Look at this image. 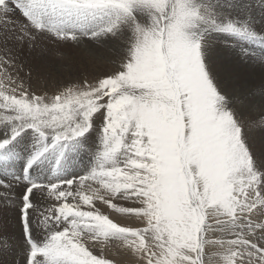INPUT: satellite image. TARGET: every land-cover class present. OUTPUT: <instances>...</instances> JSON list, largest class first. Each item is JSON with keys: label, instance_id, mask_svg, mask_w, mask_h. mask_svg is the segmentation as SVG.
<instances>
[{"label": "snow or ice", "instance_id": "obj_1", "mask_svg": "<svg viewBox=\"0 0 264 264\" xmlns=\"http://www.w3.org/2000/svg\"><path fill=\"white\" fill-rule=\"evenodd\" d=\"M101 51L116 67L32 90ZM220 59L264 73V0H0V251L264 264V79Z\"/></svg>", "mask_w": 264, "mask_h": 264}, {"label": "bare ground", "instance_id": "obj_2", "mask_svg": "<svg viewBox=\"0 0 264 264\" xmlns=\"http://www.w3.org/2000/svg\"><path fill=\"white\" fill-rule=\"evenodd\" d=\"M53 49V48H52ZM119 55L120 53L118 51H115V52H110V51H101V53L96 57V59L94 61L92 60H88L86 54L84 56V58L86 60L89 61V63H91V66H90V72H88L87 74L89 75H93L97 72H102V71H106V70H111L113 69L114 67H116V64L112 63V61H116L118 60L119 58ZM85 60V61H86ZM219 63L221 65V67H231L232 68V71L234 70H238L240 71L242 74H245V75H249L255 82L256 85H259L260 82H261V77H258V80H255L254 79V75L257 74L258 72L259 73H262L261 70L259 68H256V69H250V68H245L244 66L240 65V66H229V65H225L224 63V60L223 59H220L219 60ZM93 66V67H92ZM86 70V69H85ZM65 71V70H64ZM87 71V70H86ZM250 72V73H249ZM34 73V72H33ZM86 74V73H85ZM83 75V74H82ZM37 76V75H36ZM43 76V75H42ZM261 76V75H260ZM35 77V75H34ZM64 78V77H63ZM260 78V79H259ZM34 79V78H33ZM55 79V78H54ZM65 79V78H64ZM264 79V77H263ZM31 81V80H30ZM51 81V80H50ZM53 81V80H52ZM33 82V81H32ZM56 82V81H55ZM41 83V82H40ZM52 83V82H51ZM53 84V83H52ZM49 86V85H48ZM52 86V85H51ZM55 86V84H54ZM36 87V85H35ZM53 88V87H51ZM43 89V88H42ZM41 89V90H42ZM37 90V89H36ZM35 91V90H34ZM127 206V205H126ZM114 217L116 219H118L119 221L123 222V223H130V224H133L135 226V224H137V221L134 219V218H128V217H122V216H119L117 214H113ZM13 219L14 218H9L7 220V222L12 223L13 222ZM9 227V230L13 233V229L15 226H8ZM1 253V251H0ZM3 254V253H1ZM106 254L108 255L109 258H112L114 260H116L118 262V264H134L133 263V258H131L130 256H128L127 254L123 253L122 251H118L115 247V245H113L111 248L109 249H106Z\"/></svg>", "mask_w": 264, "mask_h": 264}, {"label": "rangeland", "instance_id": "obj_3", "mask_svg": "<svg viewBox=\"0 0 264 264\" xmlns=\"http://www.w3.org/2000/svg\"><path fill=\"white\" fill-rule=\"evenodd\" d=\"M48 47L50 48V49H52V51H53V55L55 54V49H56V45H52L50 42H48ZM65 48H67L68 46H64ZM86 59L84 58V59H74L73 61H72V64H73V67H72V70L69 72L67 69H62V71H63V75L61 76V75H59L58 73H57V71H56V67H57V65H56V62H55V60H53L52 61V69H51V74H52V78L50 79L46 74H41V75H37V73H33V75H32V79H31V81H29V83H30V86H31V88H32V90H35L36 92H37V94H40L42 91H48L49 93H51L53 90H54V84H56V82L55 81H57V80H63L64 78L66 79V78H69V77H71V76H79V75H84L85 73L87 74L88 72H90V71H88V70H90L91 68H90V66H91V63H89V59L88 60H86ZM93 67V66H92ZM87 71H86V70ZM65 70V71H64ZM26 71V70H25ZM106 71H109V70H106ZM232 73L233 74H242L240 71H238V70H234V71H232ZM250 73V72H249ZM96 74V73H95ZM95 74H93V75H95ZM34 75H35V77H34ZM37 75V76H36ZM43 75V76H42ZM261 75V76H260ZM64 77V78H63ZM254 79L255 80H258V77H261L262 79H263V77H264V73H257V74H255L254 76ZM34 78V79H33ZM55 78V79H54ZM260 79V78H259ZM51 80V81H50ZM53 80V81H52ZM33 81V82H32ZM41 82V83H40ZM53 84H52V83ZM35 85H36V87H35ZM49 85V86H48ZM52 85V86H51ZM258 86V85H257ZM51 87H53V88H51ZM43 88V89H42ZM37 89V90H36ZM42 89V90H41ZM1 222V221H0ZM7 222V221H6ZM136 225V224H135ZM215 250L214 249H208V253L211 255L213 252H214ZM1 253H3L2 251H1ZM0 253V258L2 257V255L4 256V253L3 254H1ZM132 258V257H131ZM133 263H134V260H133ZM126 264H127V262H126Z\"/></svg>", "mask_w": 264, "mask_h": 264}]
</instances>
